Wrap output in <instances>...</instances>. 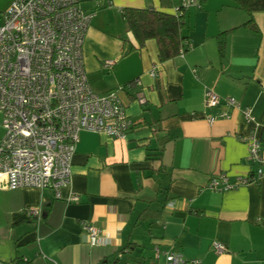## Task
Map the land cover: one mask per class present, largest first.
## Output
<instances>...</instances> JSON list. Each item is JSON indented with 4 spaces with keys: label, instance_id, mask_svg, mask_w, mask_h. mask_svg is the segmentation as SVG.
I'll return each instance as SVG.
<instances>
[{
    "label": "crops",
    "instance_id": "1",
    "mask_svg": "<svg viewBox=\"0 0 264 264\" xmlns=\"http://www.w3.org/2000/svg\"><path fill=\"white\" fill-rule=\"evenodd\" d=\"M175 6L80 0L84 11L95 12L83 46L89 82L99 94H117L133 127L126 139L81 132L61 198L49 188L0 190L1 263L27 257L43 264V253L58 264H163L158 247L202 264H264V175L229 191L208 187L218 174L234 182L257 168L240 137L256 134L264 144V11L252 15L255 32L242 26L250 16L232 0L190 8L184 34L192 47L163 62L157 41L139 46L122 13H174ZM227 31L221 59L217 37ZM106 60L114 66L105 69ZM207 89L250 107L254 121L240 108L210 124ZM35 209L42 210L40 223ZM84 221L102 229L107 244L91 246ZM213 241L227 252L215 253Z\"/></svg>",
    "mask_w": 264,
    "mask_h": 264
},
{
    "label": "built area",
    "instance_id": "2",
    "mask_svg": "<svg viewBox=\"0 0 264 264\" xmlns=\"http://www.w3.org/2000/svg\"><path fill=\"white\" fill-rule=\"evenodd\" d=\"M201 8L197 0H185L183 9ZM95 12L84 11L80 0H12L0 21V190L24 188L52 189L61 198V189L73 175V158L83 131L126 139L133 121L115 92L99 94L89 82L83 46ZM185 52L181 50L180 56ZM114 60L103 63L105 69ZM155 75V71H152ZM142 101V100H141ZM205 115L212 124L229 119L231 110L242 108L234 97L221 98L213 89L205 91ZM224 107L225 109H222ZM253 122L252 109H241ZM248 146V160L257 166L248 176L231 182L225 173L212 177L208 187L229 191L258 183L264 175V144L256 134L241 136ZM78 200L73 193L70 201ZM43 220L41 209L31 211ZM91 246L107 244L104 232L90 222H81ZM215 253L227 252V246L213 241ZM43 264H58L42 253ZM163 264H202L175 251L155 248ZM25 264H35L24 257ZM0 264H3L0 262Z\"/></svg>",
    "mask_w": 264,
    "mask_h": 264
},
{
    "label": "trees",
    "instance_id": "3",
    "mask_svg": "<svg viewBox=\"0 0 264 264\" xmlns=\"http://www.w3.org/2000/svg\"><path fill=\"white\" fill-rule=\"evenodd\" d=\"M185 1V0H184ZM204 5L206 0H197ZM238 7L246 11L250 18L242 26L258 32L259 28L252 19L256 11H264V0H232ZM175 6V0H171ZM182 4L175 9H183ZM123 18L128 23L129 29L135 35L139 46H143L149 39H155L159 46V58L167 61L180 55L181 50L188 51L192 42L184 34L186 28V13L158 11L155 9L126 8L123 10ZM230 31L223 32L217 37L220 58L223 59L226 51V37ZM7 264H25L23 257H18Z\"/></svg>",
    "mask_w": 264,
    "mask_h": 264
},
{
    "label": "rangeland",
    "instance_id": "4",
    "mask_svg": "<svg viewBox=\"0 0 264 264\" xmlns=\"http://www.w3.org/2000/svg\"><path fill=\"white\" fill-rule=\"evenodd\" d=\"M12 0H0V21L3 18V13L5 8L8 6V4L11 2ZM2 115L0 114V135H2L3 133V127H2Z\"/></svg>",
    "mask_w": 264,
    "mask_h": 264
}]
</instances>
